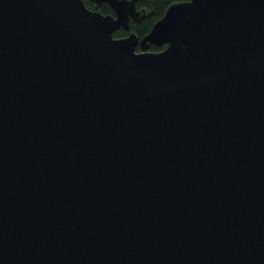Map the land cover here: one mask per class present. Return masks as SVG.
Listing matches in <instances>:
<instances>
[{
	"label": "water",
	"instance_id": "95a60500",
	"mask_svg": "<svg viewBox=\"0 0 264 264\" xmlns=\"http://www.w3.org/2000/svg\"><path fill=\"white\" fill-rule=\"evenodd\" d=\"M89 1L0 0V264H264V0Z\"/></svg>",
	"mask_w": 264,
	"mask_h": 264
},
{
	"label": "trees",
	"instance_id": "16d2710c",
	"mask_svg": "<svg viewBox=\"0 0 264 264\" xmlns=\"http://www.w3.org/2000/svg\"><path fill=\"white\" fill-rule=\"evenodd\" d=\"M177 0H136V7L138 9H144L145 14L142 18H138L137 20L130 19V29L133 30L139 37L146 33L152 23L162 15L166 6L172 2ZM87 6L90 8H96L103 13H113L111 7L107 4V2H102L95 6L89 0H84ZM128 33V30H125L123 27H119L114 31L115 36H123ZM138 48V47H137ZM159 46L150 44L149 49L157 50Z\"/></svg>",
	"mask_w": 264,
	"mask_h": 264
},
{
	"label": "flooded vegetation",
	"instance_id": "af4514ba",
	"mask_svg": "<svg viewBox=\"0 0 264 264\" xmlns=\"http://www.w3.org/2000/svg\"><path fill=\"white\" fill-rule=\"evenodd\" d=\"M103 2H104V1H103ZM101 3H102V2H101ZM101 3H100V4H101Z\"/></svg>",
	"mask_w": 264,
	"mask_h": 264
},
{
	"label": "rangeland",
	"instance_id": "374dc122",
	"mask_svg": "<svg viewBox=\"0 0 264 264\" xmlns=\"http://www.w3.org/2000/svg\"><path fill=\"white\" fill-rule=\"evenodd\" d=\"M96 6V5H95Z\"/></svg>",
	"mask_w": 264,
	"mask_h": 264
}]
</instances>
